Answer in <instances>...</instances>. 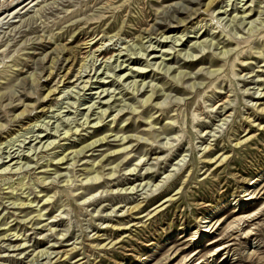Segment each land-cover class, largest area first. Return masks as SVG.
<instances>
[{
    "label": "rangeland",
    "instance_id": "1",
    "mask_svg": "<svg viewBox=\"0 0 264 264\" xmlns=\"http://www.w3.org/2000/svg\"><path fill=\"white\" fill-rule=\"evenodd\" d=\"M209 2L0 0V264H264V0Z\"/></svg>",
    "mask_w": 264,
    "mask_h": 264
},
{
    "label": "bare ground",
    "instance_id": "2",
    "mask_svg": "<svg viewBox=\"0 0 264 264\" xmlns=\"http://www.w3.org/2000/svg\"><path fill=\"white\" fill-rule=\"evenodd\" d=\"M12 1H13V0H12ZM218 2H219V1H218ZM215 3H217L216 0H210V2H209V4H208L207 8H208V9L212 8V7L215 5ZM248 14H249V13H248ZM246 16H247V15H246ZM180 22H181V21H180ZM100 49H101V48H99V49H98L97 51H95V52H99ZM105 51H106V50H105ZM103 52H104V51H103ZM93 55H94V54H93ZM99 55H100V54H99ZM102 55H104V54L102 53L101 56H102ZM106 55H107V53H106ZM94 56H95V55H94ZM81 62H83V61H81ZM56 64H57V63H56ZM56 64H55V65H56ZM80 65H81L80 68H83V67L85 66V65H83V64H81V63H80ZM50 69H51V70L54 69V66H51ZM69 73H70V71H69L64 77H66ZM51 74H52V72H50V75H51ZM54 93H55L54 90L48 92V94L46 95V99H49L50 96H54ZM261 110L264 111V109H261ZM22 115H24V114H22ZM225 159H226V158H224L222 161H224ZM63 160H64V159H63ZM249 195H252V197H254V194H249ZM251 199H253V198H251ZM254 199H256V198H254ZM242 211H243V210H240L239 213L243 214ZM251 216H252V215L248 214L246 217H244V218H242V219H246V220L249 219V218L252 219L253 217H251ZM39 217H40V216H39ZM208 219H209V217H207V218H202V220H208ZM242 219H241V220H242ZM241 220H240V221H241ZM201 222H202V221H201ZM204 224H209L207 227H204V228H208L207 230L210 232V231L212 230V228H213V227H212L211 230L209 229V227L211 226L212 222H207V221H206V222L203 223V225H204ZM6 233H7V232H6ZM206 233H207V231H206ZM250 234H251L250 232H247V233H246V235H250ZM251 235H253V234H251ZM20 246H21V245H20ZM20 246H19V248H20ZM16 247H17V246H16ZM19 248H18V249H19ZM218 248H221V247H218ZM224 250H226V249H224ZM47 254H48V253H47ZM45 255H46V254H45ZM50 256H51V255H50ZM212 256H213V255H212ZM49 258H50V257H49ZM180 264H182V263H180Z\"/></svg>",
    "mask_w": 264,
    "mask_h": 264
}]
</instances>
